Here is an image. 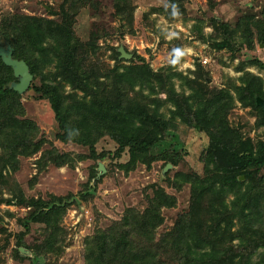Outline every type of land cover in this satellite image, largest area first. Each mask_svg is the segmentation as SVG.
Listing matches in <instances>:
<instances>
[{"label":"trees","instance_id":"trees-1","mask_svg":"<svg viewBox=\"0 0 264 264\" xmlns=\"http://www.w3.org/2000/svg\"><path fill=\"white\" fill-rule=\"evenodd\" d=\"M188 1L165 0L160 10L168 20L177 21L186 16ZM87 6L94 8L93 0H63L59 10L51 12L60 19L1 18L0 33L12 45L13 57L29 65L34 80L22 95L9 88L10 82L18 80L0 57V184L7 187L20 159L33 157L44 147L38 166L74 168L73 157L60 152L26 117L22 98L31 91L35 99L49 103L58 126L55 138L88 149L82 159L95 161L89 180L77 195L27 199L15 181L7 188L11 198H5L2 191L0 203L27 209L19 221L24 231L16 241V257L26 260L21 248L32 253V264H54L52 260L62 256L67 236L62 222L69 209L80 208L97 195L106 174L99 162L111 157V162H119L118 168L126 173L160 160L177 167L181 160L177 144L166 143L160 154L154 150L161 149L167 134H175L181 124L207 138L200 173L177 172L174 178L168 173L165 178L178 192L190 186L188 210L171 230L158 236L165 221L162 209L174 208L177 197L155 186L143 210H128L105 231L86 239L98 255L85 264H264V138L253 142L242 132L243 127L230 121L240 102L255 113L256 127L264 128V110L257 105L258 97L264 99V79L247 70V66H255L264 71V61L252 58L240 63L237 72L242 75L229 79L215 97L207 98L196 80L175 71L176 64L158 71L144 59L123 65L125 60L117 50L113 67L104 63L101 35L92 31L84 42L74 30L77 14ZM114 9L133 27V0H114ZM260 16L256 19L255 14H245L235 28L211 18L210 25L222 35L212 46L229 51L232 61L244 47L252 50L256 42L264 44V6ZM201 24L205 23L199 20L195 25L200 33ZM176 79L182 81L181 91L176 88ZM104 137L112 139L117 149L99 153L97 144ZM126 154L128 161L120 162ZM33 224L42 225L44 235L29 246L24 238ZM2 226L0 216V232L4 231Z\"/></svg>","mask_w":264,"mask_h":264},{"label":"rangeland","instance_id":"rangeland-1","mask_svg":"<svg viewBox=\"0 0 264 264\" xmlns=\"http://www.w3.org/2000/svg\"><path fill=\"white\" fill-rule=\"evenodd\" d=\"M93 2L94 8L83 7L77 14L74 30L84 42L90 39L92 31L101 35L99 40L101 59L110 67L116 62V50L119 51L123 46L129 53L134 54L133 59H124L125 61L121 62L123 65L141 63L144 59L155 71H158L176 64L177 73L196 80L200 92L205 97L211 98L224 88L229 79L236 80L242 75L237 72L240 63L252 58L264 61V46L258 42L252 50L244 47L231 61L229 51H217L212 46L213 42L222 40V35L217 34L210 25L211 18H214L235 28L240 18L249 13L255 14L256 19H260L264 0H189L186 16L177 21L168 20L163 10H160L165 6V0H133L135 6L133 27L116 15L114 0H93ZM62 3L63 0H0V22L2 17L8 15L60 19L51 12L59 10ZM199 20L205 23L203 26L201 24V33L195 28ZM202 35L206 39H203ZM177 49L180 50V55L175 53ZM206 59L208 62L204 64ZM53 70L54 67L49 71ZM247 70L264 79V71H259L257 67L247 66ZM181 83V80H175L178 91L182 90ZM68 89L70 90L69 87ZM160 96L165 97L164 94ZM22 103L26 117L40 127L42 135L46 136L60 152L69 153L73 157L72 165L74 163L75 165L74 168L68 166L58 168L52 164L46 168L45 165L38 166L36 161L45 150L44 147L33 157L20 159L19 168L16 172H12L8 186L14 181L18 183L27 199L45 198L48 194L77 195L84 189V184L89 180L90 169L95 165L93 159H82L89 150L75 143L65 144L55 138L58 126L54 113L47 101L35 99L33 91L23 96ZM236 104L230 115L231 123L243 127L242 132L253 142L262 140L264 128L256 127L255 113L250 108H244L240 102ZM178 126L175 134L173 132L167 134L166 142L161 149L154 150L155 154H160L161 151H165L166 143L177 144L180 163L165 174L163 171L168 164L165 165L163 160L156 161L150 167L139 165L130 173L119 169V162L114 160L111 162V157L99 162L106 168V174L98 184L97 195L88 203L83 202L80 208L69 209L62 222V227L67 231L66 247L62 256L52 260V263L85 264L87 260L96 257L98 251L90 248L86 239L93 237L99 230L105 231L122 219L128 210H143L153 195V188L157 185L177 197L174 208L162 209L165 221L158 229V236L173 228L179 216L188 210L191 192L188 185L183 186L178 192L174 186L167 183L165 178L168 173L171 178H174L177 172L200 173L203 168L201 156L207 145V138L191 126L181 124ZM116 149L117 144L109 137L102 138L97 144L99 153L113 152ZM128 158L126 154L120 162L126 163ZM8 186L0 184V195L3 191L5 198L12 197L7 189ZM26 212L27 209L14 203H0L4 230L0 232V264H32L29 259L32 256L30 251L23 253L26 258L24 261L15 254L18 235L24 231L19 221L24 218ZM43 235V226L33 224L24 241L31 246L41 241Z\"/></svg>","mask_w":264,"mask_h":264},{"label":"water","instance_id":"water-1","mask_svg":"<svg viewBox=\"0 0 264 264\" xmlns=\"http://www.w3.org/2000/svg\"><path fill=\"white\" fill-rule=\"evenodd\" d=\"M262 46H264L262 44ZM119 52L121 54V58L129 60L134 58L133 53H129L123 46L120 47ZM14 49L12 45L5 39L4 35L0 33V57L2 61L12 67L14 77L18 80L15 82H10L8 87L18 92L20 95L24 94L29 90L31 84L34 80V75L30 71L29 65L24 60H18L13 57ZM257 105L261 106L264 110V99L261 97L257 98ZM173 165L169 163L163 171L165 174L169 169H171ZM99 168L102 173L105 172L104 165L102 163L99 164ZM22 253H26V250L21 248Z\"/></svg>","mask_w":264,"mask_h":264},{"label":"clouds","instance_id":"clouds-1","mask_svg":"<svg viewBox=\"0 0 264 264\" xmlns=\"http://www.w3.org/2000/svg\"><path fill=\"white\" fill-rule=\"evenodd\" d=\"M175 53H179V55H180V50H178V49H177V50H175Z\"/></svg>","mask_w":264,"mask_h":264},{"label":"built area","instance_id":"built-area-1","mask_svg":"<svg viewBox=\"0 0 264 264\" xmlns=\"http://www.w3.org/2000/svg\"><path fill=\"white\" fill-rule=\"evenodd\" d=\"M207 62H208V60L206 59V60H204V62H203V63H204V64H207Z\"/></svg>","mask_w":264,"mask_h":264}]
</instances>
